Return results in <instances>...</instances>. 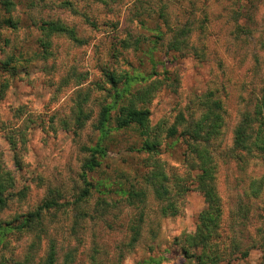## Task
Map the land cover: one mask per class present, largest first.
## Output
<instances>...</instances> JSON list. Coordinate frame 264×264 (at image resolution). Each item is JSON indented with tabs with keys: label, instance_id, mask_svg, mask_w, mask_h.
Here are the masks:
<instances>
[{
	"label": "rangeland",
	"instance_id": "obj_1",
	"mask_svg": "<svg viewBox=\"0 0 264 264\" xmlns=\"http://www.w3.org/2000/svg\"><path fill=\"white\" fill-rule=\"evenodd\" d=\"M55 22L75 39L39 29ZM6 62L16 70L0 68V176L10 180L0 264H37L51 244L56 264H184L176 241L194 233L205 205L197 191L182 190L196 173L183 162V146L153 156L132 149L141 139L133 129H112L80 197L86 150L100 140L99 113L116 102L113 118L121 104L106 71L120 78L118 87L125 73L135 77L132 92L151 90L146 106L161 148L178 115L197 120L204 104L218 102L222 127L211 153L222 208L219 264H264V157L252 150L237 161L231 138L264 86V0H0ZM154 161L174 215L162 213L165 202L143 179ZM134 190L143 202H128L124 192ZM51 198L61 206L45 210L41 224L17 227V218Z\"/></svg>",
	"mask_w": 264,
	"mask_h": 264
},
{
	"label": "trees",
	"instance_id": "obj_2",
	"mask_svg": "<svg viewBox=\"0 0 264 264\" xmlns=\"http://www.w3.org/2000/svg\"><path fill=\"white\" fill-rule=\"evenodd\" d=\"M97 1L104 2L106 0ZM3 4L4 6L6 5V10L10 9V2L4 1ZM4 23L7 26L13 25L10 19L5 20ZM39 29L48 36L64 34L68 35L71 39H75L72 30L57 22L43 24ZM0 68L14 72L16 65H10L9 62H6L0 64ZM104 76L106 77V81L113 86L114 94L121 101V104L116 109L113 118L110 116V111L116 107V102L104 106L99 113L96 127L100 132V140L86 150L88 158L82 164L80 174L85 188L83 195H80V197L87 196L89 192L88 187L90 184H88L86 176L100 166L97 151L102 141L108 139L112 129H133L141 139L140 146L132 149L153 156L159 155L161 149H167L169 151L176 145L183 146L184 150L181 153L183 162L186 166L195 168L196 173L190 182V187L182 186V190L197 191L201 194L205 206L197 216V225L194 233L185 235L176 242L181 246L180 254L184 259V264H219L223 252L219 250V244L216 241L220 238L218 231L222 208L214 187L215 164L211 153L214 147L213 142L222 127L218 102L204 104L205 111L197 120H187L181 115H178L176 122L168 125L163 130L165 131L166 142L161 148V142L155 136L157 129L150 127V110L146 106L151 99V90H135L132 92L130 87L135 77L125 73L121 77L122 86L120 87L117 86V80L120 78L117 79L116 74L106 71L104 72ZM77 115L75 120L76 127L80 128L83 121L81 119V113ZM158 128L160 127L158 126ZM231 138L232 150L235 152L234 155L237 161H245L244 159L252 153V150L260 152L264 157V86L261 89V96L254 110L252 112L246 111L241 115V119L234 128ZM160 167L159 163L154 161L153 168L146 176H143V179L145 184L153 190L154 196L165 202V205L162 206V213L174 215L176 213L174 201L168 196L169 190L166 185L167 177L161 171ZM6 181H10L7 174L0 176V211L5 207L10 196V192L6 188ZM124 194L128 202H133L132 200L137 199L141 203L145 197L142 190L127 191ZM58 201L54 198L45 199L34 212L17 218V227L28 231L33 226L41 224L43 212L50 208L60 207L61 203ZM139 222L140 219L138 220ZM131 227L133 232L132 241H135L136 235H138V228L136 224H132ZM242 256L245 257L246 253L242 254ZM37 264H56V250L54 245H49L43 260Z\"/></svg>",
	"mask_w": 264,
	"mask_h": 264
}]
</instances>
